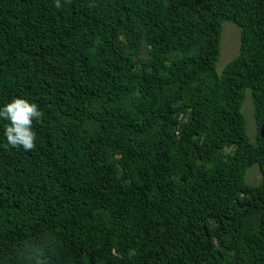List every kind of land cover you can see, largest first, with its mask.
<instances>
[{"label": "trees", "instance_id": "obj_1", "mask_svg": "<svg viewBox=\"0 0 264 264\" xmlns=\"http://www.w3.org/2000/svg\"><path fill=\"white\" fill-rule=\"evenodd\" d=\"M14 98L44 115L32 150L0 118V264H264V0H0Z\"/></svg>", "mask_w": 264, "mask_h": 264}, {"label": "clouds", "instance_id": "obj_2", "mask_svg": "<svg viewBox=\"0 0 264 264\" xmlns=\"http://www.w3.org/2000/svg\"><path fill=\"white\" fill-rule=\"evenodd\" d=\"M55 6L59 8L60 4L56 2ZM43 115L37 104L22 98H14L0 108V118L9 122L4 130L8 145L14 148L23 146L25 150H32L36 139L32 124L34 120H41Z\"/></svg>", "mask_w": 264, "mask_h": 264}, {"label": "rangeland", "instance_id": "obj_3", "mask_svg": "<svg viewBox=\"0 0 264 264\" xmlns=\"http://www.w3.org/2000/svg\"><path fill=\"white\" fill-rule=\"evenodd\" d=\"M241 43V31L237 25L233 22L228 21L223 24V33L221 38V55L217 64V69L220 74L227 64L234 59L240 50ZM247 120V132L252 142L256 140V123L254 119V104L251 91H247L246 100L242 107ZM261 172L259 167L256 165L250 169L247 177V181L252 184H258L261 181Z\"/></svg>", "mask_w": 264, "mask_h": 264}]
</instances>
